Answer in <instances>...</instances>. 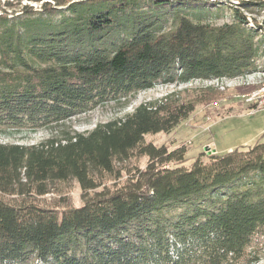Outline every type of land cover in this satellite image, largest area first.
<instances>
[{
    "label": "trees",
    "instance_id": "16d2710c",
    "mask_svg": "<svg viewBox=\"0 0 264 264\" xmlns=\"http://www.w3.org/2000/svg\"><path fill=\"white\" fill-rule=\"evenodd\" d=\"M27 1L36 8L11 17L8 1L0 7V132L55 128L157 85L232 79L257 53L237 12L253 4L245 0ZM224 11L231 24L204 22ZM160 103L85 134L0 143V264L260 260L264 144L183 167L184 148L167 152L144 137L170 132L193 108ZM135 155L144 169L125 166ZM68 180L84 194L80 207L36 201Z\"/></svg>",
    "mask_w": 264,
    "mask_h": 264
},
{
    "label": "rangeland",
    "instance_id": "374dc122",
    "mask_svg": "<svg viewBox=\"0 0 264 264\" xmlns=\"http://www.w3.org/2000/svg\"><path fill=\"white\" fill-rule=\"evenodd\" d=\"M9 2V17L15 16L21 7L36 4L27 0H0L1 9ZM231 2V6L236 3ZM253 3L247 8L237 7L244 27L253 31L252 48L256 56L252 58L248 72L232 79L214 81H193L185 85H157L140 92L124 103H108L85 114L73 117L55 128L37 132H0V143L31 146L53 135L61 138L63 134H85L96 125L107 123L133 112L144 103L191 105L193 111L168 133H158L144 137L145 144L155 148H164L167 152L184 148L186 162L190 167L196 158L206 162L211 155H223L232 150L250 148L257 142L264 144V6L254 4L264 0H245ZM17 12V13H15ZM232 13L224 11L220 16L204 20L215 27L231 24ZM167 99V100H165ZM146 158L135 155L125 166L144 169ZM125 177V176H124ZM123 177V178H124ZM123 181V180H122ZM110 186V184H108ZM49 191L36 201L47 207H80L84 194L74 180L64 183H49ZM9 200L8 197H2ZM260 260L255 264H264V236L258 239L256 247Z\"/></svg>",
    "mask_w": 264,
    "mask_h": 264
}]
</instances>
